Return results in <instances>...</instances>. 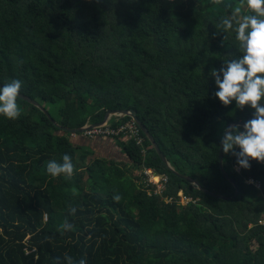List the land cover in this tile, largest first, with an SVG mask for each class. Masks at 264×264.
I'll return each mask as SVG.
<instances>
[{
  "label": "trees",
  "instance_id": "1",
  "mask_svg": "<svg viewBox=\"0 0 264 264\" xmlns=\"http://www.w3.org/2000/svg\"><path fill=\"white\" fill-rule=\"evenodd\" d=\"M237 4L0 0V87L22 81L19 118L0 115V264H264V164L220 163L224 129L253 111L223 106L208 75L242 55L219 27ZM129 111L165 160L129 116L108 122L126 127L122 161L63 130ZM65 153L73 176L52 177Z\"/></svg>",
  "mask_w": 264,
  "mask_h": 264
},
{
  "label": "clouds",
  "instance_id": "2",
  "mask_svg": "<svg viewBox=\"0 0 264 264\" xmlns=\"http://www.w3.org/2000/svg\"><path fill=\"white\" fill-rule=\"evenodd\" d=\"M213 3L219 5L223 0H213ZM219 27L224 32L235 33L242 55L224 61L226 68L210 69L208 75L215 78L219 89L215 96L225 107L235 101L237 109L248 107L254 110L252 118L244 122L243 130L240 125L224 129L222 151L235 156L239 168L247 170L251 168V163H255L251 161L264 164V0H238L232 14L221 18ZM21 89L22 81L19 79H13L0 87V115L4 118H19L21 109L17 101ZM92 127L95 126L85 129ZM61 159L62 162L49 161L47 172L52 177L63 175L70 179L75 170L72 157L65 153ZM113 199L119 202L121 197L116 195ZM71 211L74 213L75 209ZM61 227L70 229L72 225L65 222ZM80 264H86V261L82 259Z\"/></svg>",
  "mask_w": 264,
  "mask_h": 264
},
{
  "label": "rangeland",
  "instance_id": "3",
  "mask_svg": "<svg viewBox=\"0 0 264 264\" xmlns=\"http://www.w3.org/2000/svg\"><path fill=\"white\" fill-rule=\"evenodd\" d=\"M214 93V91H213ZM212 92H209V94H213ZM246 109H250L248 107H245ZM252 110V109H251ZM254 111V110H252ZM130 112V111H129ZM124 112H121L120 114H123ZM118 117H123L122 115L118 116ZM188 117V116H186ZM115 117H112V119H114ZM109 122V121H108ZM107 123V122H106ZM132 125V124H130ZM124 129H126V127H124ZM71 140H73L74 143H76V145H78V143H80L82 140L80 138H76V137H71ZM116 143H114V140H109V141H102L100 146H92L93 149H95V158H106V157H117L119 158L121 161L125 158V155L120 154L118 149L115 147ZM148 150H150V148H148ZM237 151H239V149H237ZM118 153V154H117ZM78 160L80 159V155L78 154ZM79 164L83 165V162L81 163L80 160L78 161ZM242 168L236 167V171L237 172H241ZM142 169H140L139 171H134V175L136 176H141L146 174L149 177V182L152 183L153 185H157L158 186V192L161 193V191L163 190V186L161 185L162 182V178L159 176H156L154 174V171L148 170V169H143L142 172H144V174H142L140 171ZM145 176V175H144ZM186 179H188V177H186ZM258 187H260V184H257ZM179 197L182 199L181 205L186 206L189 203V200H186L183 196V193H181L179 195ZM254 250H256L255 247H253Z\"/></svg>",
  "mask_w": 264,
  "mask_h": 264
},
{
  "label": "water",
  "instance_id": "4",
  "mask_svg": "<svg viewBox=\"0 0 264 264\" xmlns=\"http://www.w3.org/2000/svg\"><path fill=\"white\" fill-rule=\"evenodd\" d=\"M120 115H122V116H129V117H131L135 122H136V124L146 133V135L148 136V138L153 142V144L155 145V149H156V151L160 154V156H161V158L163 159V160H165L164 159V156L160 153V151H159V148L156 146V144L154 143V140H153V138H152V136L149 134V132L147 131V129L142 125V123L139 121V119L137 118V115H136V113L134 112V111H130V112H124L123 114H120V113H118V112H110V113H108L107 114V117H106V119H105V121L101 124V125H98V126H103V125H105L106 124V122H108V120H110L112 117H118V116H120ZM243 122H238V123H232V124H230L228 127H230V126H232V125H240L241 126V128H243L242 126H243ZM98 126H95V127H98ZM65 132H68V133H71V134H83L85 131H86V129H80V130H70V129H66V128H64L63 129ZM230 130V129H229ZM222 162H223V151H222V145H221V148H220V163H221V169L223 170V167H222ZM251 162H255V163H257L256 161H251ZM261 164V163H260ZM187 181H191V183H194L192 180H190V179H186ZM195 184V183H194ZM237 194H238V192H237Z\"/></svg>",
  "mask_w": 264,
  "mask_h": 264
},
{
  "label": "built area",
  "instance_id": "5",
  "mask_svg": "<svg viewBox=\"0 0 264 264\" xmlns=\"http://www.w3.org/2000/svg\"><path fill=\"white\" fill-rule=\"evenodd\" d=\"M124 131V128L114 131L107 122L104 126L88 128L83 135L91 140L100 139L109 141L112 140L114 136H119Z\"/></svg>",
  "mask_w": 264,
  "mask_h": 264
},
{
  "label": "crops",
  "instance_id": "6",
  "mask_svg": "<svg viewBox=\"0 0 264 264\" xmlns=\"http://www.w3.org/2000/svg\"><path fill=\"white\" fill-rule=\"evenodd\" d=\"M109 122L111 121V119L110 120H108ZM102 141H105V140H98V141H91V142H89V141H86V140H82L81 142H87V144H89L90 145V148H91V150H92V152H93V156H95V149H93L92 148V146H100L101 145V142Z\"/></svg>",
  "mask_w": 264,
  "mask_h": 264
}]
</instances>
